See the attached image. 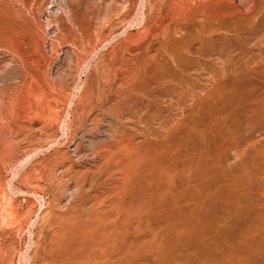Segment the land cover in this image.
Instances as JSON below:
<instances>
[{"label":"rangeland","instance_id":"obj_1","mask_svg":"<svg viewBox=\"0 0 264 264\" xmlns=\"http://www.w3.org/2000/svg\"><path fill=\"white\" fill-rule=\"evenodd\" d=\"M0 264H264V0H0Z\"/></svg>","mask_w":264,"mask_h":264},{"label":"bare ground","instance_id":"obj_2","mask_svg":"<svg viewBox=\"0 0 264 264\" xmlns=\"http://www.w3.org/2000/svg\"><path fill=\"white\" fill-rule=\"evenodd\" d=\"M110 233H111V232H110ZM116 233H117V232H116ZM105 236H106V235H105ZM107 239H108V238H107ZM111 239H112V238H110V240H111ZM119 241H120V240H119ZM109 242H111V241H109ZM113 242H114V240H113ZM114 243H116V242H114ZM131 243H132V242H131ZM111 244H113V243H111ZM134 244H135V243H134ZM138 244H139V243H138ZM122 245H123V244H122ZM129 245H130V247L132 246L131 244H129ZM108 246H109V245H108ZM108 246H107V247H108ZM112 246H114V245H112ZM142 247H143V246H142ZM145 247H146V246H145ZM113 248H114V247H113ZM128 248H129V246H128ZM138 249H139V248H137V250H138ZM141 249L143 250V249H145V248H141ZM123 250H124V249H123ZM123 250H122V251H123ZM137 250H136V251H137ZM123 252H124V251H123ZM125 253H126V252H125ZM130 253H131V252H130ZM74 254H75V253H74ZM78 255H79V254H78ZM128 256H129V255H128ZM131 256L133 257V256H135V255L133 254V255H131ZM132 257H129L128 259L130 260ZM109 260H110V259H108L107 261H109ZM115 261H116V260H115ZM119 263H120V262H119Z\"/></svg>","mask_w":264,"mask_h":264}]
</instances>
